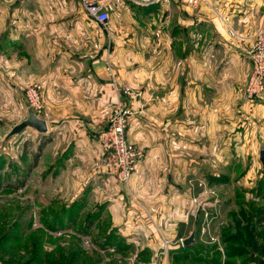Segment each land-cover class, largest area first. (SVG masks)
<instances>
[{"label": "crops", "instance_id": "1", "mask_svg": "<svg viewBox=\"0 0 264 264\" xmlns=\"http://www.w3.org/2000/svg\"><path fill=\"white\" fill-rule=\"evenodd\" d=\"M61 1L66 0H0V32L13 28V52L0 48L1 63L15 53L16 71L25 72L26 81L43 83L52 114L47 134L33 128L19 134L31 136L29 150L22 152L33 154L30 170L52 144L55 149L66 144L70 154L102 153L94 134L104 112L118 105L125 85L137 91L139 97L129 101L134 113L127 137L143 147L145 156L128 184H111L116 178L108 176L109 185L100 177L94 192L96 197L99 188L110 192L101 216L137 247V255L151 256L147 264H157L165 240H185L184 227L197 222L195 189L185 181L199 167L193 166L194 155L260 154L264 149V102L255 121L242 95L251 72L246 50L264 24V0H202L196 7L117 0L110 5L117 22L108 28L117 34L112 55L117 68L111 73L98 30L97 55L82 57L90 68L71 71L80 61L71 53V41L78 30H87V13ZM134 15L143 19L142 37V27L131 25ZM183 160L189 161L185 165ZM177 246L170 244L158 264H168Z\"/></svg>", "mask_w": 264, "mask_h": 264}, {"label": "rangeland", "instance_id": "2", "mask_svg": "<svg viewBox=\"0 0 264 264\" xmlns=\"http://www.w3.org/2000/svg\"><path fill=\"white\" fill-rule=\"evenodd\" d=\"M174 1L182 2L181 0L165 2L170 5ZM59 5L75 8L74 10L77 8L81 10L82 7L80 0L61 1ZM116 18V14H111L110 25L111 21L117 22ZM93 20L87 14V30L82 28L74 34L70 49L73 57L80 61L73 63L76 69H71V71L78 73L90 68L88 62L82 60V57L85 59L86 55H97L94 42L99 39L95 33V30H98L103 39L104 53L107 57L106 61H108L105 65L106 70L111 73L113 69L117 68L112 61V55H115L113 44L117 34L113 29H106ZM142 20L136 15L131 20V25L134 28L142 27L138 28V32H141L138 33L139 37H142L143 33L144 22ZM12 34L13 28L3 33L0 32V48L7 52H13L11 51L13 46L10 38ZM1 53L5 55L3 52ZM135 53L137 56L140 55V52ZM100 55H102L101 52L98 56ZM3 57L4 60L8 59V62L3 64L0 59V73H2V78L0 76V264H18L21 259L24 260V258L32 256L33 250L37 248L41 254H39L40 258L37 256L35 264L42 261L44 264H58L60 261L66 263L72 257L71 252L80 249L84 253L83 257L99 255L102 258L99 264H147L153 262L151 256H138V249L135 246H132L124 255L117 251L116 245L102 248L100 244L104 241L106 234L111 229H115L106 215H100L93 223H88V216L101 208L104 201L108 202L105 199L110 196L108 190L102 191L99 188L96 197L94 192V189L97 188L94 186L96 180L99 181V178L102 177L107 182V177L113 176L116 180H113L114 183L110 181L111 184L116 185L122 182L104 165L105 153L99 140L102 132L109 128L111 120L116 115L115 108L112 111L104 112V118L96 129L98 131L94 134L98 138L102 153L70 154L69 148L66 149V144H62L58 149H55L52 144L45 148L39 162H36L37 165L30 170V166L35 162L33 154L29 152L23 154L22 151L27 148L29 150L26 142L31 139V136L25 135V133L18 137L8 138L7 136L15 125L27 118L30 110L36 113L35 110H32L34 108H32L28 96V89L32 84H38L41 87L43 109L42 116L39 117L48 120L52 114L47 108L43 83L37 80L26 81L22 78L25 72L18 74L16 67L13 66L17 63L15 53ZM126 62L127 60L122 67L126 65ZM82 65L85 66L84 70H80ZM3 66L9 67V71L3 70ZM28 69L26 68V72L30 75ZM4 75H6L5 79H3ZM262 102L264 99H259L253 106H250L244 101V105L248 106L247 108L251 112L250 116L254 114L253 119L257 118L258 108ZM77 113L84 116L83 112L77 111ZM261 114L264 116L263 111ZM257 116L259 117V114ZM88 117V122L94 124L93 118ZM81 119L85 120L86 118ZM262 122L264 123V121ZM128 141L131 142L129 139ZM131 143L138 146L145 154L142 146ZM262 145L264 148V141ZM36 146L37 144L34 148ZM71 157L75 161L71 162L69 160ZM193 159H195L193 166L199 167L192 176L186 175L185 181L189 180L191 188L195 189L193 201L199 210L196 214L201 217V225L196 226V223L190 221L184 227V235L188 238L194 233L195 243L217 245L219 254L214 255L216 258L214 263L227 264L229 256H227L226 243L223 239L227 235H236L245 228L253 231L251 223L256 220L253 215L264 210V168L260 161V154H200V157L195 154ZM186 161L183 160L185 165ZM196 162H199V165ZM65 170H69L71 173L68 171L63 174ZM109 171L111 175L108 173ZM222 174H225L229 180L218 181L215 176ZM107 184L109 183L107 182ZM65 206L66 211L63 209ZM206 213H208V221ZM71 214L72 218H70ZM53 222L55 223L53 224ZM205 225H209V230L206 233L202 230ZM116 231L118 234V229ZM258 232L263 237L264 244V228L258 227ZM212 237L216 239L213 240ZM181 240L165 241L172 245H179ZM160 254L157 256V264L159 259L166 257V254ZM229 259L234 264H244L241 257ZM173 263L188 264V261L169 257L168 264Z\"/></svg>", "mask_w": 264, "mask_h": 264}, {"label": "built area", "instance_id": "3", "mask_svg": "<svg viewBox=\"0 0 264 264\" xmlns=\"http://www.w3.org/2000/svg\"><path fill=\"white\" fill-rule=\"evenodd\" d=\"M117 0H80L82 8L97 23L108 29L111 20L110 5ZM139 5H153L169 0H124ZM184 4L192 7L198 6L202 0H181ZM247 56L251 62V72L243 90L245 104L253 106L259 100L264 99V24L257 32L253 45L246 50ZM121 100L115 107L116 115L111 120L110 126L100 135V143L104 150L103 163L112 174L119 180L128 184L132 175L136 171L139 162L143 159L144 153L128 141L126 130L130 125L132 111L129 101L139 97L137 91L126 86L121 88ZM28 96L31 102L32 110L42 116V96L41 87L38 84H32L28 89ZM208 221V213H206ZM208 223V222H207ZM203 232L209 230V225L203 226ZM215 240V237H212ZM183 243V239L181 240ZM169 245L165 241L160 253L168 252ZM160 254V255H161Z\"/></svg>", "mask_w": 264, "mask_h": 264}, {"label": "trees", "instance_id": "4", "mask_svg": "<svg viewBox=\"0 0 264 264\" xmlns=\"http://www.w3.org/2000/svg\"><path fill=\"white\" fill-rule=\"evenodd\" d=\"M218 181H228L229 178L225 176V174L215 176ZM211 185L212 183L209 182ZM254 202V201H252ZM103 210V207H101ZM98 208L95 212L88 216V223H93L101 214L102 210ZM64 211H66V206L63 207ZM72 214L70 218H72ZM253 217L256 219L255 222L251 223L253 226V231L248 228L242 229L236 235H227L223 241L226 243V252L229 258L241 257L243 259V263H253V264H263L264 258V244L263 237L260 236L258 232V227L264 228V210H261L260 213L254 214ZM201 217L197 216V225H201L200 221ZM55 222H53L54 224ZM54 226L52 225V228ZM18 237V236H17ZM262 241V243H261ZM230 243V245H229ZM38 245V244H37ZM102 248H106L109 245H116L117 251L124 255L131 247L132 244L128 243L127 240L121 236V234H117L116 228L111 229L106 236L104 237V241L100 244ZM229 245V246H228ZM219 249L217 245L213 244L211 246L205 245L201 242H196L189 246H184L182 243L179 246L174 247L170 250V257L179 258L181 261H188V264H215L216 258L215 254H219ZM144 252L139 253L138 256L147 257L149 255L143 254ZM261 253V254H260ZM41 252L39 248L33 250L32 256L28 258H23L21 256V261L18 264H35V260L38 256L40 258ZM84 254L81 249L74 250L71 252V259L66 261V263H62L60 261L58 264H99L102 261V258L98 256H82ZM51 257V256H50ZM228 258L227 264H234L232 260ZM54 261V260H53ZM13 262V261H12ZM11 262V263H12ZM223 263V262H222ZM38 264H44L43 261ZM174 264V263H173ZM226 264V263H225Z\"/></svg>", "mask_w": 264, "mask_h": 264}, {"label": "water", "instance_id": "5", "mask_svg": "<svg viewBox=\"0 0 264 264\" xmlns=\"http://www.w3.org/2000/svg\"><path fill=\"white\" fill-rule=\"evenodd\" d=\"M28 128H33L41 134H47L49 132V125L46 119L39 117L33 111L28 112V116L25 120L15 125L11 132L8 134V138L23 133ZM260 161L264 168V149L260 152ZM195 242V234L192 233L188 238L183 241L184 246H189Z\"/></svg>", "mask_w": 264, "mask_h": 264}]
</instances>
